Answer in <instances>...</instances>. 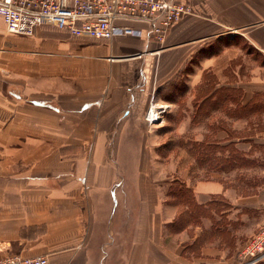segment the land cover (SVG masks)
<instances>
[{
    "label": "crops",
    "instance_id": "obj_1",
    "mask_svg": "<svg viewBox=\"0 0 264 264\" xmlns=\"http://www.w3.org/2000/svg\"><path fill=\"white\" fill-rule=\"evenodd\" d=\"M182 1L193 12L173 24L162 43L148 36L143 21L127 22L142 30L140 37L95 39L52 25L33 35L11 33L0 14V258L45 255L50 264L238 261V251L229 254L218 239L225 226L211 216H200L192 240L181 238L190 225L165 236L178 208L164 202L160 176L152 172L159 135L146 114L152 100L160 105L153 96L168 95L175 78L188 76L187 91L197 90L181 94L176 124L188 150L209 137L245 157H254L253 142L264 149V0ZM233 38L244 46L226 45ZM211 71L212 80L204 75ZM238 100L250 119H238ZM242 128L243 138L221 141ZM121 150H130L124 155L138 166L139 203L127 222L128 239L121 236V204L112 213L108 196L121 180ZM144 165L151 170L143 171ZM188 187L203 212L217 214L209 210L217 196L228 200L221 214L238 239L264 224V181L246 194L218 176ZM211 228L214 240L194 255L191 246Z\"/></svg>",
    "mask_w": 264,
    "mask_h": 264
},
{
    "label": "rangeland",
    "instance_id": "obj_2",
    "mask_svg": "<svg viewBox=\"0 0 264 264\" xmlns=\"http://www.w3.org/2000/svg\"><path fill=\"white\" fill-rule=\"evenodd\" d=\"M217 44V43H215ZM238 45L244 46L243 42L239 39H232V41H228L226 45ZM219 48H222V44L219 45ZM207 55H211L212 52H207ZM196 61H194L195 67H191L189 71L195 72L196 71ZM233 71V70H232ZM206 78L213 79V72L205 73ZM227 75H231L230 71L227 70ZM189 77L178 76L173 80L172 86L169 87V94L165 93L162 96L155 95L153 97L156 98V102L160 105H156V103L152 100L149 104L154 103L157 108H160L161 112L159 113V117L152 123L154 129L156 130L158 137V147L157 149L153 150V153L157 155L158 164L153 166L152 172L159 174L160 176V183L162 185V190L164 192V202L170 205L177 206V217L179 215H183L188 219L186 222L185 227H190L187 229L188 231L181 235V238H186L192 240L194 237V233L196 232V226L199 223L200 216H211L213 223L217 222L221 226H225V229L218 230L220 233L218 234V239H221L224 243V247L226 248V252L229 254L233 253L234 251H238V257L240 251L244 247V245L255 235L251 237H246L245 239L241 240L237 237L232 235V232L226 228V217L224 214H221V211L227 209L228 200L223 198V196H217L214 198L213 202H210L209 210L216 211L217 214H213L212 212H203L201 208V212L199 214H195L194 217L189 218L188 214L191 209H193V204L190 206L185 204L183 200L179 198H174L173 193L168 194V190L171 188H178L181 184L185 187H188V184L194 183L198 178H212L213 176L222 177L223 181L227 182L235 187L239 193L246 194L251 191V186L254 188L253 190L256 192L258 188L262 185L264 181V164L261 161V156L264 155L263 145L260 142H253V149L251 150L254 152V157H245L242 151L237 150L234 145H230V143L224 144L227 148H217V139L214 137H209L205 141H202L200 146L197 142L194 143V147L191 149H187L185 147V135L182 131L176 130V124L180 120L182 107L184 105L183 98H181V94L189 93L192 95L196 93L197 86L195 89L189 90L188 86L184 85L185 81H187ZM213 84L207 85V90L211 89ZM183 92V93H182ZM238 96L240 98L242 94L241 88L238 89ZM165 98H173L170 101H165ZM170 102L174 103L173 111H169ZM149 109V108H148ZM250 110H246L238 100V109H237V117L238 119H250ZM257 119V118H256ZM148 122V121H147ZM149 124V122H148ZM242 124V123H239ZM252 124V121H251ZM222 125H227V122H223ZM245 125V124H244ZM243 128L239 129L238 132H231L228 136H225L221 141L229 139L230 137H239L243 138L246 135L243 132ZM190 137H196V133L189 134ZM249 135V134H248ZM214 141V142H213ZM223 145V144H220ZM223 145V146H224ZM219 146V145H218ZM204 148H209L208 151H203L205 154V158L203 161L201 160V150ZM234 150H237V157L241 158L240 163L230 166H220L221 159L225 157H229L230 155L236 156ZM130 152V150H121V180L116 182L109 191V201L112 206V213L115 212V209L119 204H121V236L125 239L130 238V229L127 226L129 221H132L133 218L136 217L135 213V205L139 202V192H138V184L139 182L136 179V172L138 171V166L134 162H131L129 157L124 155V153ZM221 153V155L218 154ZM155 155V154H154ZM129 156V155H128ZM234 158V157H233ZM200 159V160H199ZM218 165V166H217ZM143 171H150L151 167L149 165H144ZM233 170V171H232ZM232 171V172H231ZM189 176V177H187ZM250 188L247 190V188ZM191 190V187H189ZM238 188V189H237ZM190 194L193 196L194 204H199L196 200L193 191L191 190ZM189 206V207H188ZM134 207V208H133ZM115 208V209H114ZM189 208L188 213L181 212L186 211ZM219 215H222V219L217 221ZM256 215V213H254ZM209 224V223H208ZM214 225V224H213ZM184 228L181 230H176L175 232L168 228L165 230V236L168 238L171 237L170 233H180ZM209 228V227H208ZM211 231H207L201 240H195L194 244L191 246L192 253L194 255H198L200 248L204 241L210 239L214 240L213 233L215 232L212 228ZM212 235V237H210ZM177 238V237H176ZM122 242V241H121ZM174 242V241H173ZM177 244V243H176ZM175 245V244H174ZM172 245H168L171 247ZM227 264V263H223ZM233 264V263H230Z\"/></svg>",
    "mask_w": 264,
    "mask_h": 264
},
{
    "label": "built area",
    "instance_id": "obj_3",
    "mask_svg": "<svg viewBox=\"0 0 264 264\" xmlns=\"http://www.w3.org/2000/svg\"><path fill=\"white\" fill-rule=\"evenodd\" d=\"M193 7L182 0H0V14L9 32L33 35L41 25L66 29L75 36L111 39L116 36H142V30L128 21L148 23V36L162 43L169 28ZM161 112L151 103L146 120L155 123ZM264 262V224L244 245L233 264ZM0 264H50L47 256L24 258L9 255Z\"/></svg>",
    "mask_w": 264,
    "mask_h": 264
},
{
    "label": "trees",
    "instance_id": "obj_4",
    "mask_svg": "<svg viewBox=\"0 0 264 264\" xmlns=\"http://www.w3.org/2000/svg\"><path fill=\"white\" fill-rule=\"evenodd\" d=\"M227 146L228 145H226V146L225 145L223 146V145H220V144H217L216 145L217 148H223V149L224 148H227ZM208 149L209 148H204V150H201L200 153H201V160L202 161L204 159H206L204 157L205 154L203 153V151H208ZM233 152H235V155L236 156L230 155L229 157H225L223 159H221V157H220V160H221L220 166H221V168H222V166H225V165L226 166L227 165L233 166V165L238 164V162L240 163L241 158L237 157V152L238 151L237 150H234ZM170 191H171V193H173L172 195H173L174 198H179L180 200H183L185 202V204H187L189 206H190V204L191 205L193 204V207L194 208L191 209L189 213H188V211H184V212L182 211L181 214L187 212L188 214H190L189 215V218H191V217H194L195 214H199L201 212V206H200V204H194V202H193L194 199H193V196L190 194L191 190H190L189 187H185L183 184H181L180 187H178V188H173V189L171 188L170 190H168V194H170ZM186 222H188V219L183 214V215H179L178 217H176L175 219H173L171 222L167 223V226H168L169 229H171L172 231L175 232L176 230H181L182 228H184ZM260 264H262V263H260Z\"/></svg>",
    "mask_w": 264,
    "mask_h": 264
}]
</instances>
